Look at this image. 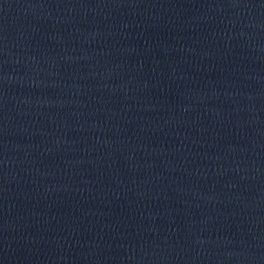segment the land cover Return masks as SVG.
Returning a JSON list of instances; mask_svg holds the SVG:
<instances>
[{
  "label": "water",
  "instance_id": "obj_1",
  "mask_svg": "<svg viewBox=\"0 0 264 264\" xmlns=\"http://www.w3.org/2000/svg\"><path fill=\"white\" fill-rule=\"evenodd\" d=\"M0 264H264V0H0Z\"/></svg>",
  "mask_w": 264,
  "mask_h": 264
}]
</instances>
